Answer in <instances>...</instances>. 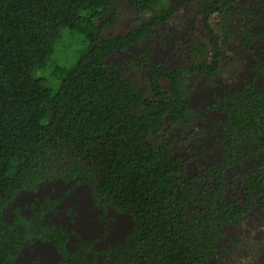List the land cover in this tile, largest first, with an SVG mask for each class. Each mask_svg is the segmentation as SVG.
Wrapping results in <instances>:
<instances>
[{
	"label": "trees",
	"instance_id": "obj_1",
	"mask_svg": "<svg viewBox=\"0 0 264 264\" xmlns=\"http://www.w3.org/2000/svg\"><path fill=\"white\" fill-rule=\"evenodd\" d=\"M116 2L0 0V264L36 243L50 245L57 264H218L228 232L252 210L264 214V57L253 53L264 51V0L258 15L238 0H128L133 27L111 34ZM184 9L205 35L189 63L132 54ZM66 29L87 46L60 62ZM224 35L253 54L251 76L199 110L188 81L238 79L241 60L221 65ZM201 133L221 155L195 170L179 152ZM57 182L87 186L93 208L128 216L131 232L112 242L104 220L84 236L65 220V196L12 208L21 193Z\"/></svg>",
	"mask_w": 264,
	"mask_h": 264
},
{
	"label": "rangeland",
	"instance_id": "obj_2",
	"mask_svg": "<svg viewBox=\"0 0 264 264\" xmlns=\"http://www.w3.org/2000/svg\"><path fill=\"white\" fill-rule=\"evenodd\" d=\"M116 1L115 7L119 9L121 19L109 33L123 34L127 29L133 27V17L130 13L128 0ZM172 1L178 5H182L185 0ZM238 3L241 5L244 4V6L246 5L245 8H254L253 14L258 15L259 8L256 0H238ZM188 13L187 9L182 10L179 15L177 14L172 18L162 31L157 32L152 39L132 49V54L149 52L152 57L167 64L180 65L189 63L191 61L188 52L189 47L193 48L195 45L204 43L205 35L203 34V30L198 26V16L189 15ZM259 19L260 17L257 16L254 18L255 22H258ZM262 27L261 24L258 26V28ZM61 35L62 39L60 44H65L66 50L61 53L60 62H64L72 50L80 47L81 43H84V49L87 46L85 34H82V32L66 29L61 32ZM103 36L109 37L107 34H103ZM222 46L224 48L221 63L223 68L228 69L229 62L232 60H241L242 65L236 71L238 79H232L225 74V76L216 79V86L213 88L207 85V81L202 79L194 80L196 83L193 80L188 81L187 90L189 91L188 97L190 105L195 106L199 110L209 105L213 96L221 93L225 87H237L239 81L248 79L251 76L247 69L249 61L251 62L254 58L253 54L247 56L241 53L238 45L232 43L227 35H224L222 38ZM57 52L56 47L54 55ZM253 53L254 55L259 54L264 57V51L261 47L256 46L253 49ZM122 59L123 56L114 58L113 62L119 64L123 61ZM236 64L239 66L238 63ZM258 84L264 87V76L259 79ZM49 85H52L51 82H46V86ZM210 116L219 118L218 115L211 114ZM175 136L178 137L179 134L176 133ZM219 152L221 155V151L215 147L211 137L201 133L199 136L193 137L188 141L186 148L179 153L184 158H191L193 163H189L193 169L197 170L199 167L214 164L218 160ZM46 196L51 198L65 196L63 204L66 212L65 220L86 237H92L97 232H100L104 226V220L112 224L110 238L112 242L124 239L131 232L132 223L128 216L117 214L114 211H109L108 214L102 215L101 212L94 209L91 193L88 187L83 184H65L61 182L46 184L41 187L37 194L21 193L12 208L14 206H23L36 197ZM257 210H252V216L244 220L239 229H231L228 232V238L219 244L218 264L262 263V251L264 250V214ZM101 218H103L102 221ZM33 260H38L40 264H57L54 251L50 245L44 243H36L26 248L15 264H30Z\"/></svg>",
	"mask_w": 264,
	"mask_h": 264
}]
</instances>
